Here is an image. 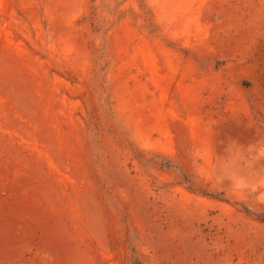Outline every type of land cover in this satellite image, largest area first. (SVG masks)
<instances>
[{
	"label": "rangeland",
	"instance_id": "374dc122",
	"mask_svg": "<svg viewBox=\"0 0 264 264\" xmlns=\"http://www.w3.org/2000/svg\"><path fill=\"white\" fill-rule=\"evenodd\" d=\"M0 264H264V0H0Z\"/></svg>",
	"mask_w": 264,
	"mask_h": 264
},
{
	"label": "trees",
	"instance_id": "16d2710c",
	"mask_svg": "<svg viewBox=\"0 0 264 264\" xmlns=\"http://www.w3.org/2000/svg\"><path fill=\"white\" fill-rule=\"evenodd\" d=\"M192 188V187H191Z\"/></svg>",
	"mask_w": 264,
	"mask_h": 264
}]
</instances>
